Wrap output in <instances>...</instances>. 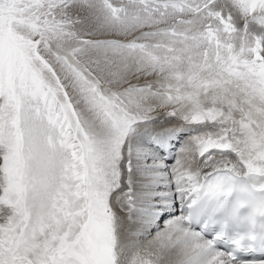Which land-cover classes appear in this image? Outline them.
Returning <instances> with one entry per match:
<instances>
[{"label":"snow or ice","instance_id":"snow-or-ice-1","mask_svg":"<svg viewBox=\"0 0 264 264\" xmlns=\"http://www.w3.org/2000/svg\"><path fill=\"white\" fill-rule=\"evenodd\" d=\"M0 264H264V0H0Z\"/></svg>","mask_w":264,"mask_h":264},{"label":"bare ground","instance_id":"bare-ground-1","mask_svg":"<svg viewBox=\"0 0 264 264\" xmlns=\"http://www.w3.org/2000/svg\"><path fill=\"white\" fill-rule=\"evenodd\" d=\"M176 147H179V143L177 142Z\"/></svg>","mask_w":264,"mask_h":264}]
</instances>
